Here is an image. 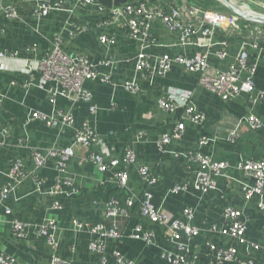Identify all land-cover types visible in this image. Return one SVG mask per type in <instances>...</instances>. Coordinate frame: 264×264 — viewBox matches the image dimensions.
Listing matches in <instances>:
<instances>
[{"label": "crops", "instance_id": "0c3cea01", "mask_svg": "<svg viewBox=\"0 0 264 264\" xmlns=\"http://www.w3.org/2000/svg\"><path fill=\"white\" fill-rule=\"evenodd\" d=\"M73 1L68 0V4ZM6 8H12L16 17H7L3 11ZM33 9L28 0H0V51L16 54V59L5 61L0 70V192L9 182L12 161L21 160L26 174L0 209V251L16 258L17 264H51L53 254L71 264H102V258L107 260L106 264H116L112 259L115 251L134 264H170L163 257L165 251L172 248L166 240L171 224L181 220L195 228L197 235L191 239L183 236L184 251L179 253L195 255L197 264H237L218 263L214 250L208 245L216 243L225 247L230 244L227 236L209 232L213 228L223 230V214L227 207L242 212L247 223V242L261 246L264 209L258 207V196L249 200L244 198L243 190L252 188L254 179L241 171L240 165L246 160H264V130L251 131L246 122V118L253 115L264 125V101L253 104L251 96L247 95L223 100L200 86L196 74L178 65H174L165 77L144 78L135 69L133 59L138 49L128 38L123 23L98 29L101 15L94 8L80 6L71 15L67 5L39 19L34 17ZM71 32L74 36H70ZM102 34L114 38L115 44L102 45L99 41ZM151 34L157 44L146 51L151 65L163 55L192 57L198 50L180 48L177 35L158 22L152 25ZM57 35L63 40V52L70 57L85 56L94 65L105 58L117 61L112 67L100 66L98 69L100 78L108 75L112 84H105L100 78L86 81L84 87L90 92L88 101L60 95L58 83L41 85L36 64L49 52L50 42ZM239 41L231 40L229 56L225 60L211 56L210 67L224 70L231 65ZM257 52L252 48L249 50V57L256 64L252 80L255 91H264V51ZM24 67L30 72H23ZM133 79L139 87L136 94L123 87L125 82ZM168 89L189 92L192 105L204 116L205 122L196 125L185 121L183 135L173 139L162 153L158 143L163 134L172 132L180 116V112L167 113L159 107V100ZM55 91L58 94L51 96ZM91 107L96 109L95 114H91ZM59 112L69 114L73 125L62 124L57 117ZM36 114L45 120L36 119ZM53 118L57 121L56 126H48L46 121ZM85 121H90L103 143L106 161L122 160L127 148L135 153V165L121 164L119 167L129 175L127 191H122L123 199L141 195L144 186L138 168L148 167L157 178L151 189L152 203L156 210L166 212L170 217L165 226L152 224L139 215L137 204H134L129 216L118 219L121 239H106L102 254L89 248L96 237L88 229L76 231L72 224L73 220L90 225L105 223L104 204L110 199L111 191L117 190L111 172H100L87 159L90 150L74 142L76 129ZM2 130H6L7 135ZM201 137L208 142L199 147ZM51 148L71 149L73 157L64 172L58 171L55 159L36 169L31 152L35 149L46 152ZM92 149L99 152L102 148ZM191 153L227 164L222 175L213 179L214 189L203 191L194 187L200 166L190 162L188 156ZM57 183L62 195H47ZM176 186L186 188L174 192ZM55 201L60 203L61 209H52ZM186 209L191 212L190 220L184 214ZM50 220L55 223V230L49 231L53 246L33 228ZM13 221L28 225L24 239L15 238ZM137 225L144 231L156 233L153 242L130 238ZM247 254L252 256L254 264H264L262 248L254 250L245 246L239 255Z\"/></svg>", "mask_w": 264, "mask_h": 264}, {"label": "built area", "instance_id": "2783aa9c", "mask_svg": "<svg viewBox=\"0 0 264 264\" xmlns=\"http://www.w3.org/2000/svg\"><path fill=\"white\" fill-rule=\"evenodd\" d=\"M28 1L33 4V15L37 19L47 15L50 11L61 10L69 5V13L71 15L80 6L94 8L101 15L97 24L98 29L122 22L127 30L128 38L137 46L138 52L133 61L135 62L136 71L143 74L144 78L165 77L174 65H178L184 67L186 71L196 74L200 86L215 93L223 100L231 101L247 95L251 96L253 104L259 100L264 101V91H255L252 78L256 70V64L249 57L251 48L258 51L257 53L264 51V26L262 25L246 22L232 13L202 9L190 4L187 0L131 1L125 7H113L110 9L104 7L97 0H74L72 4H68V0ZM231 1L244 10L264 16V0ZM3 11L9 18L16 17V13L12 8H6ZM156 22L168 32L177 35L180 48L192 47L196 50L198 49L197 52L192 57L182 54L176 56L163 55L151 65L146 51L150 47L157 45L151 34L152 25ZM70 36H74V32H71ZM233 39H240L233 63L224 70L212 69L209 65L210 57L214 56L220 61L228 58V50ZM62 41L61 35H57L50 42L49 52L36 64V70L41 75V85L58 83L61 86L60 95L73 100L88 101L90 92L84 87V83L100 78L98 71L100 66L112 67L117 61L105 58L99 61L97 65H94L85 56L70 57L63 52ZM99 41L105 46L115 44L114 38L108 37L106 34H102ZM9 59H16V54L9 55L0 51V70L3 69L4 62ZM22 70L25 73L30 72L29 68L24 67ZM100 79L105 84H112V80L108 75H103ZM123 87L131 94H136L139 91L134 79L125 82ZM57 94V91H55L51 96L55 97ZM159 107L167 113L180 112L179 120L172 132L163 134L158 143L159 150L162 153L165 152V148L173 139H178L183 135L185 121L196 125H202L205 122L204 116L198 113L192 105L189 92H174L168 89L160 98ZM95 113L96 109L91 107V114ZM57 117L62 124L66 126L73 125V119L69 114L59 112ZM35 118L45 120L40 114H36ZM246 122L251 131L264 130V125L253 115L248 116ZM56 123L57 121L54 118L46 121V124L52 127L56 126ZM2 133L7 135L6 130H2ZM74 142L90 150L87 159L100 172H111L119 191H127L129 175L127 171H122L119 167L121 164L135 165L136 156L132 149H125L123 159L120 161L117 159L106 161L104 159L106 150L94 132L90 121H85L80 128L76 129ZM207 142L206 138L201 137L198 140V145L201 147L206 145ZM97 146H101V151L97 152L92 149ZM31 157L36 169L43 168L50 159H55L57 160L58 171L64 172L67 162L73 157V153L70 148H51L46 152L35 149L31 152ZM188 157L190 162L200 166V171L194 181V187L203 191L214 189L215 182L213 179L222 175L223 170L227 168V164L213 161L199 153H191ZM240 170L254 179L253 187L243 190L244 198L249 200L253 196H258L260 198L258 207L259 209H264V160H246L240 165ZM138 175L144 186L141 195L125 197L122 203L120 200L110 198L104 204L105 223L90 225L73 220L72 224L76 231L88 229L89 233L96 237V239H92L89 245L92 252L102 254L106 239H121L122 234L117 228L118 219L129 216V210L133 208L134 204H137L139 215L150 223L164 226L169 223L170 217L168 214L156 210L152 203L151 189L157 183L154 173L148 167L143 166L138 168ZM25 176L22 161H12L8 173L9 182L0 192V209L11 194L15 192V187ZM38 186H40L39 183ZM185 188L186 186H176L173 191L177 192L185 190ZM46 194L49 196L62 195L59 183ZM52 209H61L60 203L55 201ZM184 214L187 217L186 219L190 220V210L186 209ZM223 218L225 223L223 230L217 231L216 228H213L209 232L212 235L227 236L230 244L223 247L216 243L213 245L208 243L214 250L215 260L218 263L254 264V259L251 255L240 256V251L245 246H251L254 250H259L260 248L264 250V241L261 246L247 242L245 238L247 223L239 210L227 207L224 210ZM27 228V224L18 221L12 222L13 232L18 240L26 237ZM33 228L39 236L47 239L49 245H54L53 238L49 234V231L55 230L53 220L48 221L45 225H35ZM196 235L197 230L191 227L189 223L181 220L174 221L167 236L169 238L166 240L172 248L166 250L163 257L170 264H197L195 255H189L187 252L184 254L179 253L184 251L182 245L183 236L191 239ZM156 237L155 232L144 231L141 225H137L134 233L130 235L132 239H141L147 243L153 242ZM112 259L116 264H134L133 261L124 258L116 251L112 252ZM50 261L51 264H71V262L57 258L54 254L51 256ZM101 263L106 264L107 260L102 258ZM0 264H17V260L0 251Z\"/></svg>", "mask_w": 264, "mask_h": 264}, {"label": "water", "instance_id": "95a60500", "mask_svg": "<svg viewBox=\"0 0 264 264\" xmlns=\"http://www.w3.org/2000/svg\"><path fill=\"white\" fill-rule=\"evenodd\" d=\"M104 7L110 8H121L125 7L129 0H97ZM226 7L230 13L234 14L238 18L253 24L264 26V16L259 14L251 13L243 8L235 5L231 0H215Z\"/></svg>", "mask_w": 264, "mask_h": 264}, {"label": "trees", "instance_id": "16d2710c", "mask_svg": "<svg viewBox=\"0 0 264 264\" xmlns=\"http://www.w3.org/2000/svg\"><path fill=\"white\" fill-rule=\"evenodd\" d=\"M131 1H145V0H129V2ZM147 1H152V2H156V1H160V0H147ZM190 4H193L194 6H197L199 8L202 9H207V10H215V11H219V12H224V13H230L229 10L224 7L222 4H220L219 2L215 1V0H187ZM123 193L121 191L117 190H113L110 193V198H114L117 200H120L121 203L123 201Z\"/></svg>", "mask_w": 264, "mask_h": 264}]
</instances>
